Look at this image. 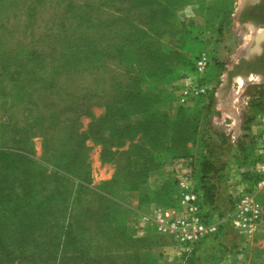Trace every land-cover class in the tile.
Masks as SVG:
<instances>
[{"label":"rangeland","instance_id":"rangeland-1","mask_svg":"<svg viewBox=\"0 0 264 264\" xmlns=\"http://www.w3.org/2000/svg\"><path fill=\"white\" fill-rule=\"evenodd\" d=\"M162 1L0 0V228L37 213L43 196L62 192L68 203L57 209L69 223L58 232L62 261L31 262L48 254L38 244L47 236L38 224V240L17 248L30 252L23 264H264V217L246 233L226 223L192 253L179 246L181 253H170L177 246L170 236L134 226L144 229L142 212L174 204L175 161L190 159L199 171L225 149L235 156L233 145L224 146V117L233 115L230 98L242 84L256 81L239 76L237 90L238 77L232 80L235 61L260 34L238 19L243 0ZM202 52L210 59L203 74L209 91L186 107L179 93L194 80ZM225 82L234 85L228 99ZM244 105L240 97L236 106ZM51 165L106 188L123 206L129 190H138L140 214L132 218L125 206L90 194L82 206L89 238L79 251L77 182ZM231 192L235 183L228 200ZM106 204L114 226L102 215ZM228 207L212 211L222 216Z\"/></svg>","mask_w":264,"mask_h":264},{"label":"built area","instance_id":"built-area-1","mask_svg":"<svg viewBox=\"0 0 264 264\" xmlns=\"http://www.w3.org/2000/svg\"><path fill=\"white\" fill-rule=\"evenodd\" d=\"M210 59L202 52L194 59L195 78L184 86L179 93L180 104L190 106L195 100L207 95L209 87L203 79L208 70ZM253 150L258 157L259 168L252 171L254 178L245 180L241 187L231 192V207L220 218L212 214L203 203V192L198 186L194 164L190 159H179L172 165L177 180L178 204L172 208L155 210L154 227L157 233L170 236L184 251L213 240L221 232V224L229 222L233 229L242 233L251 232L264 217V206L260 197L264 194V129L254 135Z\"/></svg>","mask_w":264,"mask_h":264},{"label":"trees","instance_id":"trees-1","mask_svg":"<svg viewBox=\"0 0 264 264\" xmlns=\"http://www.w3.org/2000/svg\"><path fill=\"white\" fill-rule=\"evenodd\" d=\"M190 2H191V0H181V2H179L178 4H182V3L186 4V3H190ZM157 3L158 4L163 3V1L157 0ZM144 5H146V3H144ZM174 5L175 4H173V6ZM135 6H137V5L135 4ZM167 6H169V5L167 4ZM130 8L134 9L131 6H130ZM141 9H143V8L141 7ZM155 22H156V19H155ZM155 37L158 38L159 35H155ZM195 103H196V100H195L194 104L190 105V106L191 107L194 106ZM181 105H183V104H181ZM184 106H186V105H184ZM190 106H186V107H190ZM253 138H254V136L249 141V143L252 146V152L254 153L253 145H252L253 144V142H252ZM62 151L63 150H61V149L57 150V156H61V155H62L61 157L65 156V152H62ZM80 151H81V148H79V156L81 155ZM254 156H255V161H257L258 157L256 156L255 153H254ZM102 157H103V155H102ZM34 161H37V160L34 159ZM77 165L79 166V169H80L82 167L84 168L85 163L83 161H80V159H79V164H77ZM50 168H52L54 171H56L62 178L66 179V182H69V181L77 182L78 190L76 191V196H74V195H72V196L73 197H79V242H80L79 243V251H80V247L82 245V242L85 240L87 241V239L89 238V236H88L89 229H88V226L86 224L87 220L84 217L85 211L82 208V206H84L85 201L90 194H92V193L98 194L101 197H103L104 199L109 200L110 202H114L118 205L120 204L121 208L122 207L124 208V206H125L127 211H129L127 205L125 204L123 206L120 202L115 200L112 197L111 193L106 190V188L103 189L99 185L97 188L100 189L101 191H103L105 194L97 192L89 186L90 183H88L85 180H83L82 178H80V176H79V180H78L77 178H74L73 176L67 174L65 172V171H67L66 168H64V167L56 168L54 165H51ZM212 171H214V166L212 165V162L209 160H203L201 162L199 171H198V168H196V167L194 169V173H195V177H196L197 182H198V186L203 192V197H202L203 203L207 207L210 208L209 211H211L212 214H217L219 216L220 214L218 212L212 211V209L214 208V206H213L214 200H213L212 193H210V189H209L210 187L208 186V183L210 182L208 176H210V173ZM170 172H171L170 178L172 179V184L174 186L175 201H174V204H172L169 207H165V208L176 207L178 204L177 180H176L175 176L173 175L172 168L170 169ZM203 178H207L208 181L204 182ZM253 178H254V174L252 173V171H249L247 176H243V179H245V180H252ZM105 183H103V184H105ZM132 190H135V189H131L129 191H132ZM135 191H138V190H135ZM61 193H59L57 196L55 195L56 197L53 195L47 196V197L43 196L44 199L41 201V205H40V208L38 209L37 213H33V214L30 213L29 216L24 217L23 220L18 221V225H15L11 228H9V227L7 228L6 226L3 228H0V264H23V262L28 261L25 259L30 254V252L27 251V253H24V252L18 250L17 248L19 246L24 245V244L29 245V247H30L35 242V239L38 240V237L40 236L38 234V232L43 230L42 226H40V228H39L40 230L37 228L38 224H42L44 226V228H46V229H44V231H46V233H47L46 242L42 243V241L38 240V242H39L38 244L40 245L42 252H44L45 254L46 253H48V254H47V257L44 259H40V257H38L37 260H35V261L30 259V260H32L31 262L48 263V262L62 261L59 257V251H58L59 241L61 240V234H58V232H60L61 229H64L65 227H67V225L69 223H68V220H66V217L64 216L65 215L64 210L61 212H59V210H57V209H60L61 207L62 208L68 207V205H67L68 203H66V199L63 200V198H65V196H61V197L59 196ZM57 197L59 199H57ZM231 203H232V199L230 196L229 207L227 208V211L224 213V215L219 216L220 218H223L227 214V212L230 210ZM140 205H141V195H139V206ZM110 206H111L110 204H106L105 210L103 211L102 215L105 216L104 219L108 224H111L114 226V221H113V219H111V216H114V214L110 211L111 210ZM75 208H77V207L74 206L73 209H75ZM55 210H57V212ZM55 213H56V215L54 217L47 218L50 214H55ZM13 216H14V214H13ZM88 217H90V219H92L91 216H88ZM20 222H22V223H20ZM226 223L229 224V222H224L223 224H221V231H223L224 224H226ZM120 224H121L120 220H118V221L115 220V225L119 226ZM48 229H50L49 233L47 231ZM70 235H71V232H68V236H70ZM31 241H32V244H31ZM57 241H58V243H57ZM49 245L51 246L50 249H54L55 251L49 250V252H48L47 248ZM197 249L198 248H195V249L191 250L190 252L191 253L195 252ZM96 262L97 261L95 259L92 260L93 264H95Z\"/></svg>","mask_w":264,"mask_h":264},{"label":"crops","instance_id":"crops-1","mask_svg":"<svg viewBox=\"0 0 264 264\" xmlns=\"http://www.w3.org/2000/svg\"><path fill=\"white\" fill-rule=\"evenodd\" d=\"M233 90L234 85H231V89L229 90L230 97L233 95ZM237 93L235 97L230 98V104H235L233 115L231 118L229 116L224 117L226 122V128H224L226 143L224 146L228 147V145H233L235 156L228 154L225 149L223 150V154H218L222 158H217L212 162L214 171L210 173L211 177H209L210 182L208 186L210 187V193L213 195V206H228V185L235 183V189L238 188L240 184L245 183L243 176H247L250 170L260 167V164L255 161V156L249 141L254 135L264 129V77L256 81L250 80L244 82L240 91ZM240 97H242L245 103L243 107L236 106ZM89 186L93 190L105 194L97 188L98 186L92 184H89ZM137 195L138 191H129L130 200L125 201L129 211L132 212V218H134L133 216L137 217L141 212L138 208L139 196ZM150 210L148 214L142 212L143 218H147V221H142L144 229H141V225L134 224V226L139 227L140 231L145 230L146 233H155L153 218L156 209ZM170 253H181V249L178 246H174L171 248Z\"/></svg>","mask_w":264,"mask_h":264},{"label":"flooded vegetation","instance_id":"flooded-vegetation-1","mask_svg":"<svg viewBox=\"0 0 264 264\" xmlns=\"http://www.w3.org/2000/svg\"><path fill=\"white\" fill-rule=\"evenodd\" d=\"M238 19L242 24L249 25L250 28H252V34L258 33L253 27L259 28L260 26H264V0H243L239 10ZM262 34L263 36L258 42L259 49L257 50V37L252 38V47L254 48L250 52L245 51V55L248 54L247 61L239 63V59L242 56L235 61V71L242 73L245 70L254 71L256 69L264 68L260 65V63L264 61V33Z\"/></svg>","mask_w":264,"mask_h":264},{"label":"water","instance_id":"water-1","mask_svg":"<svg viewBox=\"0 0 264 264\" xmlns=\"http://www.w3.org/2000/svg\"><path fill=\"white\" fill-rule=\"evenodd\" d=\"M247 55H248V54L242 56V57L239 59V63H243V62L247 61ZM260 65H262V66L264 67V61H263L262 63H260ZM263 71H264V68H263V69H256V70H254V71H251V70H245V71H243L242 73H239L238 71H235V68H234V70H233L232 73L235 72V75L232 76V80H233L234 78L239 77V76H241V77L244 78V79H248L249 76H250L251 74H261ZM223 88H224V90H226V91H225V96H226V98L228 99V98H229V90L231 89V83L228 84V82H225V83L223 84V86H222V89H223Z\"/></svg>","mask_w":264,"mask_h":264},{"label":"clouds","instance_id":"clouds-1","mask_svg":"<svg viewBox=\"0 0 264 264\" xmlns=\"http://www.w3.org/2000/svg\"><path fill=\"white\" fill-rule=\"evenodd\" d=\"M253 29L255 31H257L258 33H264V26H260L259 28H254L253 27ZM250 79H252V80H258L259 77L256 74H253V75H251ZM240 83H241L240 79L237 78V82H236V84H237V90H239Z\"/></svg>","mask_w":264,"mask_h":264},{"label":"bare ground","instance_id":"bare-ground-1","mask_svg":"<svg viewBox=\"0 0 264 264\" xmlns=\"http://www.w3.org/2000/svg\"><path fill=\"white\" fill-rule=\"evenodd\" d=\"M261 35H262V33H260L259 36L256 38V43H257V40H259V37H261ZM254 38H255V37H254ZM252 46H253V43H252V41H251V43H249L248 49H251ZM238 78H240V77H238ZM247 80H248V79H247Z\"/></svg>","mask_w":264,"mask_h":264}]
</instances>
